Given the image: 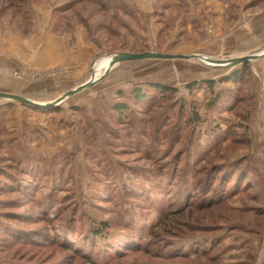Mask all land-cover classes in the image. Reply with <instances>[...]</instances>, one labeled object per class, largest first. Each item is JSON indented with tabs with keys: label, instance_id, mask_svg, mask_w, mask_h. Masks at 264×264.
I'll list each match as a JSON object with an SVG mask.
<instances>
[{
	"label": "rangeland",
	"instance_id": "rangeland-1",
	"mask_svg": "<svg viewBox=\"0 0 264 264\" xmlns=\"http://www.w3.org/2000/svg\"><path fill=\"white\" fill-rule=\"evenodd\" d=\"M122 51L220 59L264 51V0H0V92L47 102L88 81L93 71L101 77L56 106L0 99V133L11 141L0 154L35 160L45 181L37 199L56 196L50 214L62 216L56 223L29 219L23 228L58 226L61 234V226L82 215L79 220L95 225L109 221L110 239H123L127 232L120 221L132 218L157 229L162 214L129 196H134L131 190H141L140 184H160L164 208L189 206L186 214L196 218L181 221L178 229L199 228L197 237L163 235L173 242L166 246L145 234L152 250L149 244L144 245L147 250L124 249L125 254L99 264H264V57L249 61L245 79L233 85L243 101L230 112L211 107L213 94L207 87L192 94L186 86L192 80L215 79L218 90L227 86L220 78L242 63L224 68L198 58L130 60L148 66L112 81V69L106 73L105 68ZM191 67L198 70L195 79L189 75ZM139 77L176 91L168 97L157 93L136 105L132 90ZM124 101L131 108L120 123L113 106ZM194 112L200 119L190 126ZM153 128L158 130L155 140L147 135ZM4 182L0 178V186ZM125 189L127 196L119 199ZM216 199L212 205L210 200ZM0 200L24 198L12 193ZM23 202L28 205L6 209L9 216L36 214L33 203ZM1 212L0 264H93L51 244L38 246V237L25 243L3 233L2 227L13 225ZM204 240L217 244L210 258L165 260L153 253L189 252L198 241L208 248ZM97 242L101 247L108 243L101 237ZM85 244L93 250V242ZM216 255L221 261L214 262Z\"/></svg>",
	"mask_w": 264,
	"mask_h": 264
},
{
	"label": "trees",
	"instance_id": "trees-1",
	"mask_svg": "<svg viewBox=\"0 0 264 264\" xmlns=\"http://www.w3.org/2000/svg\"><path fill=\"white\" fill-rule=\"evenodd\" d=\"M243 66L233 70L225 77L220 78L219 83L227 84V86H222L218 90H216V81L215 79H208V80H192L187 83V89L190 93L194 94L197 93L202 87H207L209 90V93L212 95L213 98L210 101L211 107H214L215 109H224L225 111L234 112L236 110L237 104L242 103L243 96L241 94V91H239L236 87L233 85L236 83H241L245 78V74L250 71L249 69V61H245L242 63ZM145 82H139L134 89L132 90L133 93V102L136 105H143L148 100H152L153 96H155L157 93L163 96H171L172 93L176 91L175 87L168 86L161 83H154L151 81ZM184 103L180 104V111H184ZM115 113L117 114V118L119 119V122H125V118L127 117V114L130 112L131 106L128 104V102H120L116 103L114 106ZM197 118V119H195ZM200 117L198 116L197 112H194V119L190 118L188 120V123L190 126L196 125L198 122L196 120H199ZM143 128V127H142ZM2 129V127H1ZM153 132L150 130L148 131V137L151 139L153 137V140L156 139V133L158 130L155 128L152 129ZM147 132V130H146ZM3 135L0 133V150L2 148L8 147L11 141L6 140L5 138H2ZM137 138H139V135H136ZM178 139V138H177ZM176 143H180V140ZM38 170V171H37ZM38 173H37V172ZM235 175H237L236 172L232 174L231 179L235 178ZM0 178H2L5 182L2 186H0V196L1 195H9L12 193H19L23 196L24 200H0V213L1 209L4 211V218L6 217L7 220L12 221L11 224L13 226H4L2 227L1 231L3 233H7L8 235L21 240V242L29 243L30 238L32 236L38 237L39 239L35 240L34 244L38 246H44L46 244H51V247L54 246L55 249H60L64 251H69L72 256H76L79 259H83L85 261L91 262L93 264H99L100 261H111L112 259L118 258L121 254L124 253V249L127 251H137L138 249L147 250V248L144 247V245H148V250H152L151 244L149 241L144 238V235L146 234L148 237H155L159 241H164L165 245L168 246L173 242L165 241L163 235H171L174 237H177L179 239H186L189 238H195L198 235V229H195L189 226L186 229L183 228L179 230V225H181V221L183 222H194L195 216H192L191 214H186V207H182L179 209L174 210V208L166 209L164 208V187L160 186V184H153L152 186H145L143 184H140L141 190L135 191L131 190L134 196H129L131 199L136 198L139 200H142L145 204L150 205L155 208L160 214H162L161 220L158 222V228L156 229V226L154 225H138L135 223V220L128 219L121 222L119 226H124L126 228L127 235L123 237V239H110L109 238V228L112 227V224L105 220L102 221L99 225H95L93 223L88 222V219L79 220L82 215L78 216L76 215L75 218L77 221L71 220L68 224V227L61 228L62 233L60 234L58 231V226L56 227H47L45 226L36 228L34 230H29L27 228H23L22 223L30 221L35 223H50L53 219V222L60 221L61 213L55 212V217L52 218L50 214V210H52V207L55 205V199L56 196L51 198V200H45L41 201L38 200V195L43 190V183L45 182L40 178L39 175V168L37 166V162L32 159H25L20 156L15 155L13 152H9L7 158H4L2 154H0ZM232 181V180H230ZM139 192V193H138ZM124 196H127V190L125 189V192H122L119 194L120 197L123 198ZM29 201V203H33L35 205L36 214H33L32 216H18L16 214H12L13 216H9V210L11 208L21 207L23 205H28V203H24L23 201ZM122 202V200H121ZM119 202V204H121ZM215 202L218 203L219 201L216 200H210V203ZM208 204L204 207H209L211 204ZM194 206V204H190ZM185 210V211H184ZM175 212V213H173ZM173 214V215H172ZM181 217V218H180ZM198 219V218H197ZM80 221V223H79ZM78 222V223H77ZM160 225V226H159ZM49 226V225H48ZM211 227V226H210ZM156 229V230H155ZM52 230L54 232H52ZM215 230V229H214ZM214 230H204L213 232ZM24 234L21 236V234ZM26 233V234H25ZM55 233V234H54ZM72 233L78 234L80 237H82L85 241V243L93 242V250H91V246L85 243L77 242V240H74ZM195 236V237H194ZM30 237V238H29ZM103 238L105 241L107 240V244L104 245V247H101L99 242H97L98 238ZM206 244H210L208 248H201L202 241H198L199 245L195 246V248L192 251L189 252H182V251H172L170 254L165 252H153L158 255V257H162L165 260H180V259H186L191 256H204L209 257L217 251V244L210 242V240H204L203 241ZM145 243V244H144ZM153 246L158 245V242H153ZM172 245V244H171ZM144 247V248H143ZM200 248L202 250H200ZM128 253V252H126ZM213 257V256H212ZM249 260H254L253 256H249ZM103 259V260H102ZM217 259V260H216ZM213 260V259H212ZM214 262L221 261L219 256H215ZM211 261V260H210ZM249 263V262H248ZM185 264H189L186 263ZM221 264V262H220Z\"/></svg>",
	"mask_w": 264,
	"mask_h": 264
},
{
	"label": "water",
	"instance_id": "water-1",
	"mask_svg": "<svg viewBox=\"0 0 264 264\" xmlns=\"http://www.w3.org/2000/svg\"><path fill=\"white\" fill-rule=\"evenodd\" d=\"M263 57H264V51H261L258 53H251V54L241 56V57L229 58V59L206 57L200 54L186 55V54H168V53L155 52V51H145V52H140V53L122 51V52H117L110 57L109 65L105 68V72L107 73L110 69H112L114 66H116L117 64L121 62L130 61V60H138V59H147V58H155V59L198 58V59H201L207 62L210 65L230 68L238 64H241L245 61H251V60L263 58ZM92 68L93 66H91V69ZM100 78L101 77H96V73L93 71L92 76L88 81L84 82L83 84H81L80 86L76 88H73L65 92L59 98L52 100V101L42 102V101H38L30 97H27L25 95L9 93V92H0V99H8L13 102H19V103H23V104L33 106V107L43 108V107L56 106L60 104L62 101H64L65 98L90 86L92 83L98 81Z\"/></svg>",
	"mask_w": 264,
	"mask_h": 264
},
{
	"label": "crops",
	"instance_id": "crops-1",
	"mask_svg": "<svg viewBox=\"0 0 264 264\" xmlns=\"http://www.w3.org/2000/svg\"><path fill=\"white\" fill-rule=\"evenodd\" d=\"M217 10V14H218V11H220L218 8H216ZM215 10V12H216ZM226 41H228L227 39H225ZM225 41V43L227 44V42ZM129 61H124V62H121L119 64H117L116 66H114L112 68L111 71V74H110V77L112 79V81H120L121 79H128V77H130V72H134L137 74V71L141 68L143 69L142 67L146 64L144 63H138V64H134V63H128ZM133 64V65H132ZM148 66V65H146ZM132 70V71H131ZM139 71H142V70H139ZM188 71L190 72L189 75L192 76L191 79H195L198 77V75L196 73H194V71H198V70H195L193 69L192 67L188 69ZM149 79L145 78V77H139L137 80H135V83H138V82H144V81H148ZM120 89L122 88L121 86L119 87Z\"/></svg>",
	"mask_w": 264,
	"mask_h": 264
},
{
	"label": "bare ground",
	"instance_id": "bare-ground-1",
	"mask_svg": "<svg viewBox=\"0 0 264 264\" xmlns=\"http://www.w3.org/2000/svg\"><path fill=\"white\" fill-rule=\"evenodd\" d=\"M107 65H108V60H104L103 63H102V66L106 67ZM98 74H99V72H96V75H98Z\"/></svg>",
	"mask_w": 264,
	"mask_h": 264
}]
</instances>
